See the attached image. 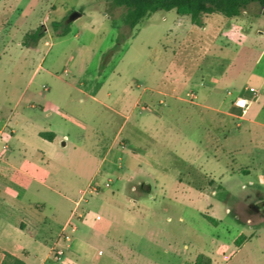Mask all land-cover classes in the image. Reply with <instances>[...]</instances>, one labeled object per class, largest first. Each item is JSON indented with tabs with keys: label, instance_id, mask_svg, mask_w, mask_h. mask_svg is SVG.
Here are the masks:
<instances>
[{
	"label": "rangeland",
	"instance_id": "1",
	"mask_svg": "<svg viewBox=\"0 0 264 264\" xmlns=\"http://www.w3.org/2000/svg\"><path fill=\"white\" fill-rule=\"evenodd\" d=\"M63 23L71 31L59 36ZM41 24L45 37L24 46L25 33ZM125 32L124 9L111 0H0V126L21 117L19 141L40 165L30 168L25 190L10 188L36 225H17L1 206L0 246L27 248L29 264L46 254L48 264H196L201 254L212 264H264V89L260 96L247 90L264 80V13L253 5L235 18L210 14L198 26L175 9L160 10L121 40ZM126 82L161 91L157 105L141 106L166 116L165 128L148 141V155L127 145L104 165L103 143L122 119L110 121L92 92L107 100ZM238 95L259 98L244 114L233 104ZM46 101L55 104L53 120L41 111ZM187 112L199 115L190 126L176 117ZM200 115H208L207 136L195 127ZM174 120L185 129L169 131ZM52 121L63 136L55 143L37 133L52 130ZM128 130L123 137L132 143L136 133Z\"/></svg>",
	"mask_w": 264,
	"mask_h": 264
},
{
	"label": "crops",
	"instance_id": "2",
	"mask_svg": "<svg viewBox=\"0 0 264 264\" xmlns=\"http://www.w3.org/2000/svg\"><path fill=\"white\" fill-rule=\"evenodd\" d=\"M104 82L105 81H100L99 83L100 86H102ZM146 84L142 88L137 87L134 89L132 88V84H130L129 82H126L124 84V88L121 89L120 92L118 93L108 90L106 94L107 100L100 99L99 97H97V95H95L92 92V99L94 101L99 102L109 112L108 117L110 118V121L112 120V116L113 117L119 116L122 119V122L119 126L117 133L115 134V137L113 139L109 137L107 143L106 144L105 142L103 143V147L105 146L104 147L105 151H104L103 158H102L104 161V165L108 160L111 159L112 155L115 153L116 150L120 151L119 147L126 148L127 145H129V147L134 146L132 150L133 153H135V151L136 152L139 151L144 155H148L149 152L151 151L150 147L147 146L148 141L151 143H155L154 135H156L160 131L159 130L160 128L165 126V124L163 126L162 123L166 122L165 121L166 116L159 115L156 111L148 110V108H146L145 106H141V102H144V101L149 102L151 105L153 103L157 105L158 100H160L161 91L159 89H155L154 91V88H152L153 91L151 93H146L148 92L150 88V85L148 83ZM201 84H205V82H202ZM252 87H255V86H252ZM44 88H47V87L44 86ZM131 89L133 90V92H136L135 96L131 95L132 94L130 92ZM185 89L186 88H184V90ZM256 89L259 91V96H260L262 94L261 91L263 92V89H264V80L260 82V87ZM204 91L205 90L203 88V92ZM129 92L130 94H128ZM204 95H205L204 93L200 94L202 98L201 100L207 101V98ZM130 96H131V99L129 101ZM238 96H236L235 99ZM242 96H246L252 99L251 104L249 105L248 109L245 112L241 108L235 105V99H234L233 104H234L236 111H242L244 114H247L249 108L255 104L259 96L256 100L253 99L251 96H247V95H242ZM43 104H45V106L41 111H45L44 114L45 113L48 114L50 116V119L53 120L55 115H52L51 110H53V107L55 106V104L49 101H46ZM18 106L12 108L11 110L16 111L19 108ZM243 115H242V118H243ZM207 116L208 115L201 116V118H204L203 122H201L199 125H195V127H197L199 130L204 132L206 136L208 132L205 129L208 123ZM222 116L224 117V115ZM176 117L184 119V121H187L185 119H190L187 121V126H190L188 125V123L189 124L192 123L191 119L193 117H199V115L193 112H187L184 114L179 113L178 115H176ZM11 119L12 118L7 120L3 125L0 126V187L1 186L4 188L6 187V190L3 191L2 193L0 190V207L2 206V208H8L10 215L16 214L19 217L17 220V225H36V222L34 221L35 219L25 214V212L21 210L22 205L19 203V200H18L19 196L18 194L16 195V191L14 192L10 188L13 187L14 183H18L20 188H23L25 190V188H27L28 184L31 183V180L34 178L33 175L31 174L30 168L34 165L36 169H39L40 165H38L34 161V158L32 156L28 155L29 153L25 149L24 145H22V143H20L19 141L20 139L18 138V136L20 135L21 128H19L16 124L21 119V117L19 118L16 117L14 120H11ZM160 120L162 121V123ZM109 124L111 125V122ZM217 124L218 125H216V128H220L223 126L224 123L223 121H221L220 123L217 122ZM49 125H50V129L52 130H37L38 135L40 136V132L42 131H54L56 133V138L51 142H54V143L58 142L59 138L63 136L59 134L57 126H56V122H53V121L49 122ZM166 126H168L169 131H173L174 133L176 132L178 133L181 130L185 129L184 123H182V126H177L175 124V120L173 122L171 121L168 122V125ZM127 128H129L130 131L132 130V133H136L133 136L134 139L132 138L134 143L133 142L131 143V137L128 138L130 142H127V139L123 137V133L127 131ZM13 138H17L16 143L15 142L13 143ZM263 139H264V135H263ZM64 144H66V142ZM40 155L46 156V152L41 151ZM246 172H249V171H246ZM81 198L82 196L79 198V200L76 201V206H79L81 204ZM31 204L32 203L30 202L29 203L30 208H31L30 206ZM34 206L36 208L44 209L45 203L35 202ZM73 213L74 212H72V214ZM72 214L69 216L65 225H71L70 218ZM79 214H82V213H79ZM83 219L84 220L87 219L86 215ZM0 225H5V220H3L2 217H0ZM21 229L25 232L24 228H21ZM63 239L66 241V243L67 242L70 243L72 241V240L67 241L65 238ZM74 246L78 248L80 245L78 244V242H76L74 243ZM60 249H63V248H60ZM5 250H8L13 254H16L22 257L25 260L26 264H29L28 256L30 255V250H29V254H27V251H25V250H28L27 248H23L21 251L12 250V249H5ZM100 252L101 250H99V253ZM60 257L61 255H59L57 260H59ZM2 259H3V255L1 254L0 263ZM48 262H49V255L46 254L43 260L40 261L38 264H48ZM51 264H55V262H52Z\"/></svg>",
	"mask_w": 264,
	"mask_h": 264
},
{
	"label": "trees",
	"instance_id": "3",
	"mask_svg": "<svg viewBox=\"0 0 264 264\" xmlns=\"http://www.w3.org/2000/svg\"><path fill=\"white\" fill-rule=\"evenodd\" d=\"M112 7L124 9L125 24L130 28V33L121 34L120 39H127L132 30L147 15L157 11H170L175 9L180 15H189L193 24L204 26V17L210 14L219 13L228 18H235L250 11L253 5H258L264 13V0H111ZM57 29L61 23L54 22ZM63 30L59 36H65L71 31V24L63 23ZM46 35V28L43 24L30 30L23 36L22 44L26 47H35ZM120 43V42H119ZM119 43L110 51L111 53L119 48ZM103 67V66H102ZM40 136L53 141L56 138L54 131H42ZM209 221L217 224V220L211 215H204ZM245 235H240L235 244L239 246ZM3 259L0 264H26L25 260L0 247V255ZM206 258V261L204 260ZM196 264H212L211 257L201 254L196 260Z\"/></svg>",
	"mask_w": 264,
	"mask_h": 264
},
{
	"label": "built area",
	"instance_id": "4",
	"mask_svg": "<svg viewBox=\"0 0 264 264\" xmlns=\"http://www.w3.org/2000/svg\"><path fill=\"white\" fill-rule=\"evenodd\" d=\"M248 90L255 96V95H258L259 94V91L255 88V87H249ZM252 102V99L249 98V97H246V96H238L236 99H235V105L239 108H241L244 112L248 109L249 105L251 104ZM67 226H70V225H67ZM64 238L67 240V241H71V235L69 233H67ZM64 249H59L57 250V253L59 255H62L64 254Z\"/></svg>",
	"mask_w": 264,
	"mask_h": 264
},
{
	"label": "water",
	"instance_id": "5",
	"mask_svg": "<svg viewBox=\"0 0 264 264\" xmlns=\"http://www.w3.org/2000/svg\"><path fill=\"white\" fill-rule=\"evenodd\" d=\"M80 15V13L75 12L74 14L71 15L72 19H75L76 17H78Z\"/></svg>",
	"mask_w": 264,
	"mask_h": 264
}]
</instances>
